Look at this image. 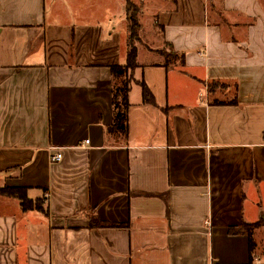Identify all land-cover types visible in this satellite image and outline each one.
<instances>
[{
	"label": "crops",
	"instance_id": "1",
	"mask_svg": "<svg viewBox=\"0 0 264 264\" xmlns=\"http://www.w3.org/2000/svg\"><path fill=\"white\" fill-rule=\"evenodd\" d=\"M131 1L184 66L138 50L124 139L126 0H0V188L42 202L0 194V264H264L229 233L264 220V0Z\"/></svg>",
	"mask_w": 264,
	"mask_h": 264
},
{
	"label": "trees",
	"instance_id": "2",
	"mask_svg": "<svg viewBox=\"0 0 264 264\" xmlns=\"http://www.w3.org/2000/svg\"><path fill=\"white\" fill-rule=\"evenodd\" d=\"M139 7L131 0H126V20L128 23V47L126 52L125 64L121 66L110 67L112 76V91H111V108H112V123L106 128V132L110 135H118L126 139L128 137V95L130 87L134 82V71L138 68L137 63V46L135 43L140 41L141 24L139 21ZM163 57L164 68L183 67L184 55L170 48L169 53L157 52ZM141 89V98L143 104L155 106L154 98L148 90L143 80L137 82ZM0 194L15 198L19 201L22 210L35 208L42 210V202L36 201L32 203L25 197V189L20 188H0ZM90 228L104 227H119L116 224H107L99 222L96 218L90 219ZM264 225V221H259L255 224H243L240 228H230V235H247L249 240V252L253 251L252 232L259 226Z\"/></svg>",
	"mask_w": 264,
	"mask_h": 264
},
{
	"label": "rangeland",
	"instance_id": "3",
	"mask_svg": "<svg viewBox=\"0 0 264 264\" xmlns=\"http://www.w3.org/2000/svg\"><path fill=\"white\" fill-rule=\"evenodd\" d=\"M144 25L146 26L147 22L143 20ZM159 33V31H158ZM135 45L137 46V50H140L141 52H143V54L148 55L149 52L153 51L155 53L157 52H163V53H169L170 50V46L167 44H164V42H162L161 37L157 35H152V33H150V31L148 29H143V31L141 30L140 32V41L139 43H135ZM156 57V61H163V57L157 53V55H155ZM211 89H214L215 87H220L219 85H214V86H210ZM257 202H258V207L260 209V211L263 214L264 217V201H262V199L260 200L257 197ZM250 206V203L248 201V203H246V206ZM263 205V207L261 206ZM262 219V217L260 216V218ZM264 221V220H263ZM255 242L257 243V252L261 253L264 255V225L257 231L255 232V238H254ZM264 261V260H263Z\"/></svg>",
	"mask_w": 264,
	"mask_h": 264
},
{
	"label": "built area",
	"instance_id": "4",
	"mask_svg": "<svg viewBox=\"0 0 264 264\" xmlns=\"http://www.w3.org/2000/svg\"><path fill=\"white\" fill-rule=\"evenodd\" d=\"M86 144H88V141H85ZM61 159V154L57 153L54 156L51 157L52 161H59Z\"/></svg>",
	"mask_w": 264,
	"mask_h": 264
}]
</instances>
